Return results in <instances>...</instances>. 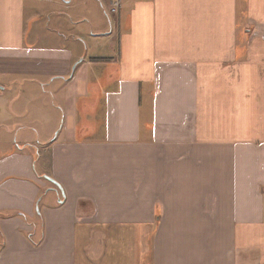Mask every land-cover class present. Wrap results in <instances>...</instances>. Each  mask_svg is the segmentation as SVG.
<instances>
[{
	"label": "crops",
	"instance_id": "crops-1",
	"mask_svg": "<svg viewBox=\"0 0 264 264\" xmlns=\"http://www.w3.org/2000/svg\"><path fill=\"white\" fill-rule=\"evenodd\" d=\"M107 5L0 0V264H264V0Z\"/></svg>",
	"mask_w": 264,
	"mask_h": 264
},
{
	"label": "built area",
	"instance_id": "built-area-1",
	"mask_svg": "<svg viewBox=\"0 0 264 264\" xmlns=\"http://www.w3.org/2000/svg\"><path fill=\"white\" fill-rule=\"evenodd\" d=\"M107 15H114L120 5V0H107Z\"/></svg>",
	"mask_w": 264,
	"mask_h": 264
},
{
	"label": "trees",
	"instance_id": "trees-1",
	"mask_svg": "<svg viewBox=\"0 0 264 264\" xmlns=\"http://www.w3.org/2000/svg\"><path fill=\"white\" fill-rule=\"evenodd\" d=\"M44 175H41V177H43ZM49 182H51L53 185H54V187L55 188H58V184L55 182V181H53L52 179H51V181H49ZM40 199H41V196L37 199V203H36V205H37V207H39V202H40ZM38 215H39V213H38ZM19 216H23L22 214H19ZM35 245H38L39 244V242H36V243H34Z\"/></svg>",
	"mask_w": 264,
	"mask_h": 264
},
{
	"label": "rangeland",
	"instance_id": "rangeland-1",
	"mask_svg": "<svg viewBox=\"0 0 264 264\" xmlns=\"http://www.w3.org/2000/svg\"><path fill=\"white\" fill-rule=\"evenodd\" d=\"M47 99L49 100V98H47L46 94H43L42 98L41 97L40 98H36L34 102H37L38 105H43V104H40V103L45 102ZM48 105H49V103H48Z\"/></svg>",
	"mask_w": 264,
	"mask_h": 264
},
{
	"label": "water",
	"instance_id": "water-1",
	"mask_svg": "<svg viewBox=\"0 0 264 264\" xmlns=\"http://www.w3.org/2000/svg\"><path fill=\"white\" fill-rule=\"evenodd\" d=\"M46 179H48V180H50V181H51V179H49V178H47V177H46ZM58 188H59V186H58Z\"/></svg>",
	"mask_w": 264,
	"mask_h": 264
}]
</instances>
